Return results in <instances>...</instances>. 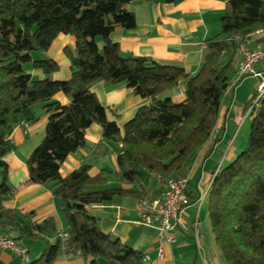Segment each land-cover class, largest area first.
<instances>
[{
    "label": "trees",
    "instance_id": "trees-1",
    "mask_svg": "<svg viewBox=\"0 0 264 264\" xmlns=\"http://www.w3.org/2000/svg\"><path fill=\"white\" fill-rule=\"evenodd\" d=\"M131 1L0 0V232H11L26 248V264H54L78 254L87 264H150L144 251L104 232L90 207L117 197L148 198V173L172 177L207 144L236 74L240 47L258 30L262 35L255 41L264 42V0H226L221 29L205 40L197 72L151 56L123 55L110 36L117 28L136 27V16L127 9ZM60 34L76 38L75 47L64 50L72 71L66 80L54 79L60 64L47 54ZM28 65L41 69L44 77H34ZM100 80L123 81L147 101L123 133L92 90ZM176 88L183 90V100L170 95ZM59 92L70 98L67 104L55 98ZM36 105L50 116L44 139L26 160V183L52 189L65 218L63 235L56 238L53 216L38 220L35 211L5 205L12 196L6 161L13 150L10 136L17 124L39 119ZM248 106L252 121L247 145L230 163L216 166L209 193L212 230L229 264H264V91H257ZM93 123L102 126L104 139L121 143L117 171L91 175L90 164L83 163L63 176V162L85 147L86 130ZM109 176L120 184L101 187ZM27 240H41L44 247L32 254Z\"/></svg>",
    "mask_w": 264,
    "mask_h": 264
},
{
    "label": "crops",
    "instance_id": "crops-1",
    "mask_svg": "<svg viewBox=\"0 0 264 264\" xmlns=\"http://www.w3.org/2000/svg\"><path fill=\"white\" fill-rule=\"evenodd\" d=\"M225 8L226 0H176L173 3L133 0L127 4V9L134 12L136 27L117 28L110 37L119 44L123 55L151 56L161 62L181 64L195 73L203 62L205 40L221 29V18ZM98 43L102 46L100 38ZM75 45L76 38L68 34H60L53 41L47 54L60 64V69L53 74L54 79L66 80L71 77L70 59L64 50ZM255 46L264 49V42ZM239 59L241 54L238 53L236 60ZM27 67L34 77H44L41 69L33 68L31 65ZM257 71L264 76V67H261L260 63L257 65ZM92 90L107 107L108 118L117 122L122 133L124 125L134 117L137 109L147 103L123 81L116 83L96 81L92 85ZM235 91L236 86L231 94L225 97L218 123L221 129L217 139H211L172 176L185 177L189 180L188 205L178 227L173 232V241H161L156 229L137 222L138 200L133 197H117L111 202L90 207L91 213L99 216V225L104 232L144 251L149 256L150 264H229L212 230L209 195L202 202L198 198L201 192H205L210 186L217 166V164L210 166L211 169L206 176L207 164L211 160L218 161L220 158L229 157L231 159L235 156L234 151L232 153L231 150L225 151L222 146L230 129L231 122L228 121L227 116L232 109L230 105H225V102L235 96ZM169 93L176 100L184 99L181 88L173 89ZM55 98L62 104L70 101L63 92L57 93ZM35 111L40 115L39 119L17 124L10 136L13 150L6 156V161L9 166L12 196L5 205L23 212L35 211L38 220L53 216L58 225L56 238L63 235L65 218L52 189L48 185L26 183L29 176L26 160L44 139L50 116L41 105H36ZM218 148H221L218 151L221 156L216 154ZM121 150V143L104 139L102 126L93 123L86 130L85 147L70 153L63 162L60 172L66 176L83 163L90 164L91 175H97L104 169L117 171L118 155ZM119 184L115 177L109 176L107 183L101 187ZM146 185L149 197L158 196L162 190V180L156 173L146 175ZM27 241L25 245L31 253ZM36 245V252L41 251L43 245L40 243ZM161 245L164 249L162 258L159 257ZM0 260L6 264H19V258L11 250L1 251ZM54 264H87V259L78 254L58 259Z\"/></svg>",
    "mask_w": 264,
    "mask_h": 264
},
{
    "label": "built area",
    "instance_id": "built-area-1",
    "mask_svg": "<svg viewBox=\"0 0 264 264\" xmlns=\"http://www.w3.org/2000/svg\"><path fill=\"white\" fill-rule=\"evenodd\" d=\"M243 59L239 66V72L232 80L231 86L243 76H262L257 71V65L264 59V50H255L248 44L241 46ZM229 89L227 92H229ZM259 90L264 91V80L259 85ZM214 137V136H213ZM162 180V190L156 197H148L138 201V223L154 228L157 231L158 238L161 241L171 242L174 240L173 232L181 221V216L188 205L189 180L185 177H169ZM212 183V182H211ZM210 186L205 192H201L198 200L206 199L210 192ZM197 236V229H196ZM12 250L19 256L21 264H26L29 260L28 252L25 247L20 245L13 237L0 232V252L3 250ZM164 256V249L159 247V257ZM145 260L149 256L145 255Z\"/></svg>",
    "mask_w": 264,
    "mask_h": 264
},
{
    "label": "rangeland",
    "instance_id": "rangeland-1",
    "mask_svg": "<svg viewBox=\"0 0 264 264\" xmlns=\"http://www.w3.org/2000/svg\"><path fill=\"white\" fill-rule=\"evenodd\" d=\"M261 32H262L261 30H258V32L256 33L257 37L255 36L253 40H251L250 42L247 43L251 48H253L255 50H264V49L256 48V46H255V44H257L255 39L262 35ZM239 54H241V59H239V61L236 60V63H237V61H238V63L236 64L237 66L235 67V73H236L235 75H237V73L239 72V66H240L241 61L243 59L241 47L239 49ZM260 65H261V67H264V59L260 61ZM235 75H234V77H235ZM234 77L232 78V80L234 79ZM232 80H231V84L233 82ZM263 80H264L263 75L262 76H254V75L245 76L244 75L242 79L236 81V83H234L231 86V88L229 89V92H226L225 96L230 95L232 92V89L235 88V86H236L235 96L233 98H230V100L227 99L225 102V105H228V106L230 105L232 107V109H230L231 112L229 110L228 116H227L228 121L230 120V122H231L230 123V129L228 130V136L225 139L224 144L222 145V146H224L225 151L231 150V153H232V151H234L235 155H237L246 147L247 142H248V138H249V134H250V129H251L252 106L251 107L248 106L247 109H245V104L249 99H251V97H253L254 94H257V91L259 93H261V91L259 90V85ZM232 99H233V102H232ZM256 101H257V99L254 102H256ZM220 129L221 128L218 127V125H217L216 130H215L214 135H213L214 137L212 138L213 140L217 139V137L220 133ZM220 150H221V148H218V150L216 151L217 152L216 154H218L217 156H219V155L221 156V154L218 152ZM234 157L235 156H233L231 159H230V157L228 159L220 158V159H218V161L216 159H215V161L211 160L207 164V168L205 169L206 176L208 175V170L211 169L210 166L215 165V164H217V166L219 165V167H221L222 165L225 166L228 163H230ZM10 233H9V235L12 237V234H10ZM37 243H40L41 245H43L42 246V249H43L44 242L41 240L40 241L39 240H30V241L26 242V244L31 248L32 254L34 252H36V248H37L36 244ZM16 256L19 258L18 255H16Z\"/></svg>",
    "mask_w": 264,
    "mask_h": 264
}]
</instances>
